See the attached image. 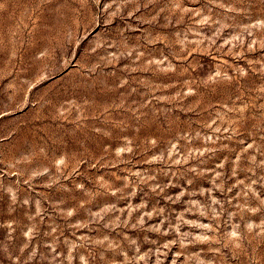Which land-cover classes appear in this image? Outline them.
<instances>
[{
	"label": "rangeland",
	"instance_id": "374dc122",
	"mask_svg": "<svg viewBox=\"0 0 264 264\" xmlns=\"http://www.w3.org/2000/svg\"><path fill=\"white\" fill-rule=\"evenodd\" d=\"M0 264H264V0H0Z\"/></svg>",
	"mask_w": 264,
	"mask_h": 264
}]
</instances>
